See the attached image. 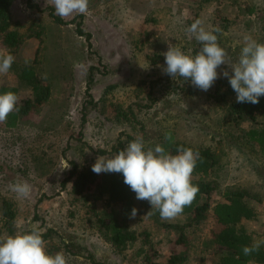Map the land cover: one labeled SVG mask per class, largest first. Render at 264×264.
Returning a JSON list of instances; mask_svg holds the SVG:
<instances>
[{
	"label": "rangeland",
	"instance_id": "374dc122",
	"mask_svg": "<svg viewBox=\"0 0 264 264\" xmlns=\"http://www.w3.org/2000/svg\"><path fill=\"white\" fill-rule=\"evenodd\" d=\"M30 3L32 7L26 0H13L10 7L11 27L23 35L14 57L31 66L38 82L50 86V95L38 110L20 117L16 126L0 123L2 238L9 236L1 213L6 200L15 213L16 234L36 225L42 235L49 234L48 254L63 251L67 264H145L147 248L140 242L118 252L97 233L92 209L104 211L103 199L75 201L71 182L61 183L72 163L80 170L94 165L99 156L111 158L118 141L124 142V148L131 142L127 136H142L145 149L153 148L166 130L174 140L214 154L217 164L204 180L216 185L215 200L226 190L242 189L249 195L246 203L264 213V151L245 135L264 126V109L254 120L235 124L211 98L216 81L208 91L190 83L189 92L172 94L163 91L157 80L162 81L166 67L162 53L169 44L185 54L199 44L186 32L197 20L206 30L222 29L216 33L218 43L233 60L239 57L244 35L264 43V0H89L88 13L64 19L55 14L52 0ZM50 7L60 23L51 16ZM38 28L40 38L33 36L32 30ZM78 28L84 34L79 35ZM226 70L231 74L227 65L218 67L220 78ZM1 86L16 87L19 103L32 98L29 86L13 72L0 74ZM151 87L153 100L148 97ZM119 110H131L133 115L118 116ZM21 181L31 185L28 198H18L11 191L10 185ZM136 209L134 219L127 217V226L147 231L154 261L165 263L180 247L173 243L178 232L164 225L184 224L189 216L162 220L152 211L147 214L148 209L138 205ZM263 219L242 222L253 243L264 241ZM205 231H189L184 264H218L225 254L202 249Z\"/></svg>",
	"mask_w": 264,
	"mask_h": 264
},
{
	"label": "trees",
	"instance_id": "16d2710c",
	"mask_svg": "<svg viewBox=\"0 0 264 264\" xmlns=\"http://www.w3.org/2000/svg\"><path fill=\"white\" fill-rule=\"evenodd\" d=\"M31 0H26L29 7H32ZM13 0H0V54L11 53L15 56L16 51L22 44L23 35L11 27L10 23V7ZM33 7H36L33 5ZM50 14L55 22L60 23V19L54 15L53 9L50 7ZM252 10H250L251 12ZM36 25V23H33ZM30 30V29H29ZM33 36L40 38L41 29H34ZM77 32L82 35V31L78 28ZM89 42L90 35H85ZM90 44V43H89ZM201 44H197L190 49V55H195L201 48ZM9 72H13L21 83L29 86L32 98L24 99L18 102V112L11 113L5 121V126L14 127L18 120L23 115H26L33 110H38L49 98L50 86L47 83L38 82L35 73L29 64L24 62L14 61ZM161 82V89L165 92L175 94L181 91H190V80L184 81L183 78L177 76L175 78L164 74ZM151 90L148 92L151 98ZM14 92L18 96V89L13 86H1L0 94L5 92ZM211 98L215 104L224 108L228 117L235 124H239L242 120H254L257 112L264 109V96L259 98L258 104L237 103L236 93L231 88L227 78H219L215 82L214 89L211 93ZM153 100V99H152ZM133 112H117L118 116L127 118ZM129 118V117H128ZM166 134H170L171 140H165ZM246 138L249 142L256 145L260 152L264 151V126L260 129H250L246 133ZM128 141H133L135 138L127 136ZM159 145H162L166 151L172 155H176L178 147L192 148L199 152L197 166L192 174V183L199 187V192L190 206L185 207L182 214L188 215V220L184 224H169L165 227L174 228L178 232L177 238L174 240V245L180 247V250L173 252L167 261L163 264H184L186 262V251L189 245V236L191 233L206 230L201 241V247L207 252L222 250L225 252L218 260V264H264V241L260 244L258 251L253 252L249 256H245L242 249L245 246L251 247L254 243L251 241L250 234L247 228L242 224L243 221H251L256 217V212L250 207L245 197H248V192L242 189L226 190L218 200L213 198L216 193V185L204 178L217 164L214 154L208 148H194L183 142L174 140L172 133L169 130L164 132ZM157 145V144H156ZM155 145V146H156ZM154 146V147H155ZM153 147V148H154ZM124 149V142L118 141L117 145L112 147V152L118 153ZM146 150V149H145ZM99 154H104L106 151L99 150ZM93 165H87L80 170L72 163V169L66 179L62 181V185L68 181L71 182L70 194L73 200L83 199L86 202L92 199L93 203L103 199L104 211L97 213L92 208L93 223L99 236L108 242L111 247L118 251H125L134 242H140L147 250L144 253L143 261L145 264H159L154 261L155 252L151 250L150 235L147 231L142 230L136 232L131 230L126 219L131 215V210L140 206L142 209L151 210L148 201L136 199L135 193L129 186L124 184V178L121 173H101L96 174L92 169ZM95 189L98 192L94 194L91 191ZM153 215L159 219L160 215L156 209L151 210ZM2 220L3 227L8 235H16L15 213L11 209L9 202H2ZM24 233V232H22ZM44 233L42 238L46 241L49 236ZM264 240V226L261 232ZM0 238L1 235H0ZM50 252V250H48Z\"/></svg>",
	"mask_w": 264,
	"mask_h": 264
},
{
	"label": "clouds",
	"instance_id": "9594fccd",
	"mask_svg": "<svg viewBox=\"0 0 264 264\" xmlns=\"http://www.w3.org/2000/svg\"><path fill=\"white\" fill-rule=\"evenodd\" d=\"M52 3L55 14L62 19L89 11V0H52ZM186 32L202 45L200 50L193 56L169 44L168 50L162 53L166 64L162 68L164 74L190 80L196 88L208 91L220 78L218 67L227 65L231 74L226 70L222 76L236 93V102L259 103V98L264 96V43L250 34L244 35L239 57L233 60L218 43L216 33H222L218 26L206 30L202 21L197 20ZM14 61L11 53L0 54V74H7ZM18 100L14 92L0 94V123L19 111ZM165 140H171L170 134H166ZM177 153L172 155L159 144L145 150L144 140L138 136L111 158L99 156L91 170L96 174L121 173L124 184L135 193L137 200L148 201L151 210L156 209L162 220H171L181 215L199 192V187L192 183L199 152L181 146ZM10 188L18 198H28L32 190L27 181L13 183ZM137 211L131 210L130 219L136 217ZM260 244L255 242L251 247H243L244 255L258 251ZM0 264H67V258L63 251L48 254L42 231L33 225L26 233L0 238Z\"/></svg>",
	"mask_w": 264,
	"mask_h": 264
},
{
	"label": "crops",
	"instance_id": "0c3cea01",
	"mask_svg": "<svg viewBox=\"0 0 264 264\" xmlns=\"http://www.w3.org/2000/svg\"><path fill=\"white\" fill-rule=\"evenodd\" d=\"M263 202H264V200H263ZM249 206L252 207L254 209V211L256 212V217L253 220H255V219L258 220V218H260V217L262 218V216L264 217V213L263 212L260 213V210L258 209V207L254 206V205H249ZM253 220H251V221H253ZM263 226H264V224H263ZM263 226H262V228H263Z\"/></svg>",
	"mask_w": 264,
	"mask_h": 264
}]
</instances>
